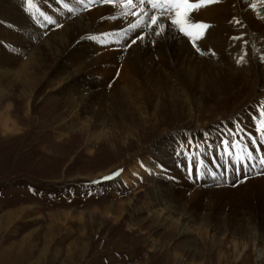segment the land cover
I'll return each instance as SVG.
<instances>
[{
	"label": "rangeland",
	"instance_id": "1",
	"mask_svg": "<svg viewBox=\"0 0 264 264\" xmlns=\"http://www.w3.org/2000/svg\"><path fill=\"white\" fill-rule=\"evenodd\" d=\"M6 2L12 0L0 6ZM105 35L114 48L130 50L114 30ZM45 39L40 31L25 36L14 51L20 63L10 64L12 76L0 84V264H264V193L254 189V168L215 186L196 175L200 190L188 201L166 175L179 158L186 161L189 146L204 148L213 133H238L241 111L264 96V56L245 34L235 38V61L247 72L249 60L258 62L259 74L243 78L242 90L226 97L182 96V112L162 116L112 115L110 108L98 115L99 97L81 110L83 91L70 83L78 96L67 99L49 65L21 91L14 73ZM87 80L75 84L84 89Z\"/></svg>",
	"mask_w": 264,
	"mask_h": 264
},
{
	"label": "bare ground",
	"instance_id": "2",
	"mask_svg": "<svg viewBox=\"0 0 264 264\" xmlns=\"http://www.w3.org/2000/svg\"><path fill=\"white\" fill-rule=\"evenodd\" d=\"M59 1L58 5L54 0H31V4H26L25 0H12V3L6 2L7 6H0V42L4 43L0 44L1 86H5L12 76L8 69L10 64L19 60L14 52L17 44L22 43L25 36L34 37L38 31L46 35V39L41 41L43 44L40 42L41 46L37 47L39 53L30 54L19 64L18 72L14 73L20 78V90L32 87L34 79L39 78L38 73L45 71L49 65L54 78H62L64 85L59 92L69 95L67 99L78 96L70 94L73 91L69 89L70 83L77 91H83L86 102L80 101L81 110L88 107L90 99L99 97L98 115L106 108H110L108 111L112 115L116 113L122 116L143 110L152 111L157 116L182 112L184 103L181 98L188 99L193 95L191 93L207 95L209 99L226 97L241 88L243 78L259 74L258 62L252 63L251 60L248 72L240 69L241 64L234 58V41L245 34V39L251 41L250 46L257 49L256 55L264 56V0H214L199 7L192 13V18L208 25L196 41L199 52L186 42L187 38H156L154 31L150 32L149 29H144L145 40L136 44L128 41L129 51L114 48L110 44L112 39L105 34L114 30L122 38L120 30L128 28L129 22H135V17L127 16L135 5L126 6L120 0H112L111 3L93 0L91 6L78 0ZM82 9V14L75 15ZM76 10L78 12L75 13ZM113 17L118 19L109 23L108 20ZM49 20L56 23L49 24ZM56 24L60 26L56 27ZM80 42L82 44L79 45ZM70 68H73V72L67 73ZM80 77H86L90 83L85 90L75 84ZM250 103L239 114L245 122L237 133L239 144L228 152H221L218 147L221 139H230L228 133L233 131L229 129V132L213 133L215 135L209 139L208 145L202 149L189 146L186 161L183 163L179 158L178 168L167 172L169 179L177 185L176 194L181 196V200L187 198L188 201L198 196L199 187L194 179L197 168L201 182H209L213 186L226 184L237 175L238 178L249 175L248 171L254 168L257 172L254 189L257 193H264V142L252 143L253 139L264 140L258 131L264 128V115L260 114V109L264 107V96ZM8 120V116L2 119L3 128L9 127ZM163 153L167 159L165 149L160 155ZM249 153L255 159L241 163ZM190 167L192 174L188 171ZM121 180L126 185L130 182L126 174L121 175ZM225 188L222 186L219 190ZM223 193L225 191H217V195Z\"/></svg>",
	"mask_w": 264,
	"mask_h": 264
},
{
	"label": "snow or ice",
	"instance_id": "3",
	"mask_svg": "<svg viewBox=\"0 0 264 264\" xmlns=\"http://www.w3.org/2000/svg\"><path fill=\"white\" fill-rule=\"evenodd\" d=\"M78 2L91 6L93 0H78ZM100 2L111 3L112 0H100ZM120 2L126 6L135 5V7H131V10L127 13V16L135 17V22H129L128 28H122L120 30L125 47L130 46L128 41H130L131 44H136L137 41L145 40L144 29H149L150 32L154 31L156 38L163 37L173 40L187 38L186 42L191 43V46L199 52L200 48L197 47L196 41L201 38L203 30H205L208 25L194 21L192 13L198 10L202 5L212 3L214 0H120ZM25 3L31 4V0H25ZM48 23L54 24L56 22L49 20ZM237 23H239V21H237ZM59 26V24H56V27ZM153 43H155V40ZM260 114L264 115V107L260 109ZM258 131L261 133L262 138H264V128H260ZM228 136L231 138L221 139L220 145H218L221 152H228L240 143V140L237 138V133L229 132ZM260 142H264V140H252L254 145ZM257 151H259V149H257ZM254 159L255 157L253 154L249 153L241 163H247L249 160ZM158 167L163 169L162 165H158ZM188 171L192 174L191 167ZM118 174V172L113 173L112 176H105L102 180L112 179ZM195 174L197 177L199 176L198 168ZM99 182L100 181H93V183Z\"/></svg>",
	"mask_w": 264,
	"mask_h": 264
}]
</instances>
